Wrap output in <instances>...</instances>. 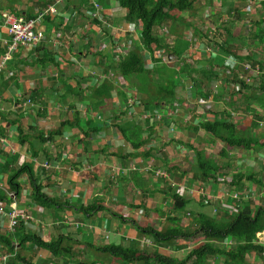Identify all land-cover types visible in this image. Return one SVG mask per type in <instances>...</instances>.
I'll return each mask as SVG.
<instances>
[{"label": "crops", "instance_id": "obj_1", "mask_svg": "<svg viewBox=\"0 0 264 264\" xmlns=\"http://www.w3.org/2000/svg\"><path fill=\"white\" fill-rule=\"evenodd\" d=\"M56 1L0 0V58L5 55V41L8 39L7 30L3 24V15L11 13L16 16L34 18L38 12L45 10ZM93 1L103 9L105 13L103 21L111 24L113 30L108 29L101 21L94 19L96 11L89 0H65L56 7L55 15L50 16L40 26L39 30L44 34L41 45L32 51L21 50L14 61L9 63L6 74L0 77V184L2 185L0 191L6 195L9 192L7 191L8 179L4 176L5 173H9L12 169L27 163L26 159L29 158L21 153V138L16 124L21 119L26 118L27 113L35 111V108L23 109L21 105L24 101L21 99L24 98L22 97L28 95L30 96L28 99H32L35 103L42 102L44 111H46L45 107L48 103L55 102H59L61 107L65 109L62 112H54L55 108L50 107L51 104L48 107V119L44 120V124L52 126L51 131L44 132L42 128L41 130L31 128L37 130V134L32 135L24 131L31 138V142L47 152V155H40V161L33 159V162H29L38 166L35 169V176L44 186V193L50 198L63 197L65 199L64 203L69 202V204L63 206V208L60 207L57 211L55 209L46 210L39 207L31 199L30 192V195L26 194L24 197V190L20 197L13 201L17 206L16 209L31 217L32 221L25 223V228L29 233L39 235L45 241H51L58 237H70L76 255L73 258H55L49 252L34 249L31 245H27L25 249H22L21 254L26 256L32 264H125L119 259L96 251L97 248L114 245L148 250L149 252L183 260L195 245L185 241H177L172 245L159 244L153 238L141 235L138 228L154 227L159 230L165 228L166 223L163 222V218L165 217L167 220L170 214L167 207L169 210L171 205L169 195L173 191L170 190L172 187L168 183L156 178L155 171L159 169L167 171L178 180L175 172L179 173L181 169L174 157L173 152L176 149L171 140L176 141V135L181 134L183 135V138L180 139L181 143H188V134L191 130H188V127L184 129L179 127L176 130L181 118L179 117L180 109L174 107L173 109L164 107L163 115L166 120L163 118L158 120L159 116L153 115L158 114L161 116L160 112H153V107L150 109V107L141 104H137V107L142 108L139 109V112L135 110L137 107L131 105L129 112L121 113V118L118 116L120 112L118 110L122 109V105L116 104V102L119 98L123 103L127 102V98L131 97L133 89L138 86L131 85L130 80L126 81L120 76L114 77L115 67L118 68V65L114 62H118L122 57H127L132 50L138 48L143 51L145 59L149 53H146L141 42L142 25L127 22V11L120 7L119 0ZM193 1L194 10L187 12L192 17L199 13L198 5L202 4L204 0ZM209 1L214 6H219L222 3L220 0ZM222 1L227 2L228 0ZM231 9L233 8L231 7ZM239 12L238 10L235 11L236 14ZM177 13L181 14L182 12L174 10L170 13L172 18L169 22L182 23L184 21L177 19L179 18L176 15ZM183 23L191 29V23L185 21ZM196 32L199 33L198 30ZM200 36V43L193 45L190 44L186 36L187 39L175 35V38L172 41L169 40V42L165 37L156 35L165 45V48L161 50V52L164 51V56H167L165 52H168L170 58L173 59L175 55L178 60L179 58L184 60L183 56L186 53L203 52L208 40L204 39L203 35ZM179 38L188 44L189 50L187 52H184L187 47L182 50V47L186 44H180ZM203 39L204 41H202ZM194 47L195 49H193ZM234 49L238 55L243 56L240 54V49H237L236 46ZM213 54L211 61H209L210 68L216 67V61L212 57L214 59L220 56L223 58L219 51L220 56H217L216 53ZM164 56L161 59H164ZM152 60L151 62H155L156 66L160 65L157 61ZM230 61L236 66L228 65V67L237 70L238 63L233 59ZM178 64L176 63V68L166 66L161 69V72L168 71L170 74H177L175 80L181 82V85L177 88L176 95H178L180 89L187 86L189 80L185 78L189 79V73L194 69L188 63L183 64V67L179 69ZM187 68L190 71L186 72L185 75H181V70ZM154 69L156 68L154 67ZM147 70L153 72V69L149 67H147ZM216 70L217 67L214 73H216ZM161 72L160 75L164 74ZM203 72L206 73V71ZM160 75H157L159 82L157 80L156 82L153 81L156 85L163 83ZM136 81L139 85L136 89L137 92L142 83L138 79ZM106 85L121 89L125 97L118 96L115 90L113 92V104L108 98L100 101V98L96 97V91L103 89V86ZM126 86H128V89H125ZM196 89L198 97L203 94L198 91V88ZM151 91L149 89V93ZM211 99H213V96L207 100L210 101ZM218 113L221 112H217L215 115ZM263 113V111H255L256 115ZM71 114H73L72 119L69 118ZM211 116L214 117V115L209 114V117ZM97 117L104 118L101 124L95 120ZM250 117L253 118L254 114ZM76 118H79L78 122H76ZM106 119H114L110 120V123L113 122V124L108 126L109 122L105 123ZM89 121L92 122L91 126L90 123L86 126ZM198 121L195 120L194 127H197ZM11 122L14 126L10 124ZM134 122L141 125L143 140H147V145L137 152L130 148L131 146L126 143L119 130V127L126 128V125L128 127V125H133ZM64 123H66V126L63 125ZM67 123L74 125L69 126ZM249 123V125H252V120ZM98 126L101 127L99 133L91 134L92 136L90 135L88 139L85 131L88 128ZM194 127L195 131L196 128ZM58 130H64V134L57 137L56 142H49L41 146L37 142L38 140L35 139V136L41 133L48 137L52 132ZM109 131H111L110 135ZM164 134L168 135L169 140L161 144ZM177 141L180 142L179 139ZM147 153H149V157L145 158ZM121 154L129 157L124 160L121 158ZM253 155H248V160L245 163L251 169L255 168L257 163L258 165L262 164L259 161L256 163ZM243 157L245 156L243 155ZM132 165L136 166V172L137 170L139 172L132 173L131 168H129ZM115 168H118L119 172L114 171ZM140 173L142 178L136 179ZM254 174L257 176V173L254 172ZM28 181L27 177H23L22 185H27ZM180 184L176 182L175 186L179 189V187H182ZM218 185H207L210 197L220 198L222 193H225V190L221 192L222 187ZM249 185L255 188L254 190L250 188L251 191H255V196L258 192L256 188L260 186L253 183H249ZM220 192L221 194H219ZM182 195L186 198H192L190 195L186 196L188 194ZM224 195H227L226 197L229 199L227 193ZM228 199L223 202L225 204L229 203ZM12 202H0L6 207L5 214L13 210L7 206V204L14 205ZM95 202H98L106 210L92 215H86L80 210L81 207H88ZM215 204L217 207L211 210L212 214H214V210L222 208L217 202ZM194 211L190 205L187 211L177 216L180 219L188 216L191 220L192 215L197 216ZM5 214L0 213V233L8 226V219ZM51 218L52 221L47 222ZM76 224H85L86 227L77 230L75 228ZM226 245L231 246L233 242L229 241ZM257 261L263 263L264 257L252 254L248 256L247 264H258Z\"/></svg>", "mask_w": 264, "mask_h": 264}, {"label": "trees", "instance_id": "obj_2", "mask_svg": "<svg viewBox=\"0 0 264 264\" xmlns=\"http://www.w3.org/2000/svg\"><path fill=\"white\" fill-rule=\"evenodd\" d=\"M119 3L120 7L127 11L128 23L142 25L140 34L141 42L146 52L149 53L152 58L156 57V53L165 48V45L154 35L155 29L162 28L164 24H167L172 18L170 13L174 10L182 13L194 10L193 0H178L176 2L173 0H119ZM261 4L264 6V0ZM238 14L242 15L243 12H239ZM30 18L31 17H28V19ZM252 23L253 27L257 30V35L259 36L258 38L261 39V44H263L264 18L255 23L252 21ZM225 33L231 37V32H229V30H226ZM229 43L230 42L228 41H224L220 44V46H218L219 54L223 57L232 58L233 61L242 66L246 72L248 71L246 66H248L249 70L253 69L258 72L260 76V83L257 86L253 79H250V81H253V84L250 83V81L248 82L247 78L242 76L239 73L240 70L237 68V70H230L233 77L227 75L228 78H231L230 83H228L231 88H233V90L237 89L238 93L240 92L244 94V97H246L245 101L247 104H244V114H254L251 126L257 130L260 127L259 121H261L260 118H262V114L256 115L255 111L252 110V103L254 101L249 98L250 94H252L249 92H259L264 94V59H256L255 57H257L258 53H255L254 51L247 53L245 56H240L236 53L234 47H232ZM154 60L157 61V63L164 64L161 58ZM114 63L118 65V68L115 67V72L118 76L126 81L136 78L142 83L137 91V95L141 96L137 99V104L157 108H168L169 106L175 104L177 99L176 90L181 85V82H177L175 80V76H177V74L173 75V73L170 74L168 71H160L161 73H164L161 75L158 73L164 83L159 86L170 88V91L166 92L163 88L159 94L160 96H155L150 99L149 89H152L151 87L155 86L152 78L154 73L147 70L145 57L141 49L138 48L136 50H132L127 57H122L118 62ZM215 68L216 67H211L210 71L206 72L208 73V75H206L208 80L214 76ZM203 73L205 75V72ZM181 74L185 75V71L183 70ZM197 84L198 83H196V85ZM226 86V90L229 89L228 85ZM115 90L117 91L116 94L118 96L125 97L123 96V91L121 89L116 86L112 87L107 85L103 86V89H98L96 91V97L98 96L100 101L105 100L106 98L112 101L113 92ZM198 91L203 93L200 94V99H203L204 97V99L207 100L211 96H213V98L215 96L210 87H204L201 85V87L198 88ZM246 93L247 95H245ZM227 94L229 93L227 92ZM231 95L234 96V94ZM232 96H230V98ZM221 100L225 101V98H222ZM216 101L220 100L216 99ZM256 101L264 105L263 99L258 98ZM113 102L114 101H112L111 104H113ZM237 104L239 103L234 102L233 107L238 106ZM223 112L224 113L216 114L213 119L209 118L206 120H199L197 127H195V132L199 133V131H203L205 134L212 136L216 141H220L225 144L226 147L222 149L220 154V156L224 159L229 158V151L234 149L250 153L252 152V154L257 155L260 150L258 148L264 147V143L260 144L258 138H256L250 130L249 133L244 135L239 134L238 126L234 124L233 121L229 120L232 116H235V113H228L226 108ZM221 117L224 118L219 119ZM5 121L7 120L5 119ZM78 121L79 118H76V122ZM10 124L14 126L12 122ZM67 124L69 126L74 125L70 123ZM88 124L91 126L92 122H87L86 126ZM16 125L21 138V147L24 150L29 151L33 159L39 160L41 155L39 147L35 145V143L31 142V138L29 135L25 134L20 122ZM63 125L66 126V123ZM100 130V126L93 127L91 129L88 128V130L85 131V135L89 139L91 134H97ZM119 130L126 143H128L131 146L130 148L135 152L141 150V148L147 145V140H143L141 125H138V122H134L133 125H128V127L126 125V128L119 127ZM63 134L64 130H58L54 133L52 132V134L48 137L44 133H41L38 136H35V139L38 140L37 142L39 145L44 146L49 142H56L57 137L63 136ZM186 145L188 146V143ZM190 148L195 154L194 162H196L195 166L192 167V182L194 185L199 182L203 186H215L220 184V180L222 178L227 177L224 174V171L226 168L230 169V167H228L229 165L221 164L216 159L207 158L205 153L195 150L193 145H191ZM42 154L47 155V152L42 150ZM128 157L121 154V158L124 160ZM148 157L149 153L145 155V158ZM231 170L236 171V174L234 173L230 184L233 190V195H249V197H243L244 199L242 200H234L230 197L228 199L229 203H226L224 205L225 207L220 208V211L224 212L223 215L221 212L218 214L220 217L217 216V218L216 215H214L215 213L213 215L198 213L195 219L197 222V228L195 230L191 231L189 227H182L181 219L177 215L187 211L188 207L192 204L193 199L180 195V188L178 189L177 186L172 187L170 185L172 187L170 190L173 192L169 195L171 198L170 214L167 219L169 225L162 230L154 227L138 228L141 235L151 237L159 244L172 245L180 240L191 245H195L197 243L200 244L199 246L194 247L185 259L179 260L160 253L149 252L148 250L126 248L122 246L117 247L114 245L97 248L96 251L100 254L119 259L125 264H209L210 260H218L219 258L224 259V264H247L249 255L255 254L256 256L264 257V245L261 243L264 241V193L260 194V196H254L255 193H252L251 190H245V187L247 186L246 183H253L260 187L262 186V189L264 190V182L261 181L260 177L258 179V176L255 174H246L238 168H231ZM35 175V165L29 162L12 169V174L8 180L7 191L10 194H14L16 198H19L23 191L22 179L23 177H27L32 190L31 199L36 202L39 207L46 210H58L60 207L63 208V206L69 204V202L64 203V200L61 198L48 197L44 193V186ZM183 175L184 173L182 176ZM4 201L12 202L13 199L4 192L0 191V202ZM202 207H205V205L202 204ZM80 210L86 215H92L106 209L101 207L98 202H95L88 207H81ZM229 241L233 242L234 247L229 248V246L226 245ZM71 242L72 238L70 237H58L51 241H45L39 235L29 233L25 228V223L20 224L15 234L4 235L0 233L1 251L7 250L8 253L15 255L16 249L18 248L17 255L11 259L9 264H32L30 260H27L26 256L21 254V250L25 249L27 245H31L34 249L47 251L55 258H73L76 255V251Z\"/></svg>", "mask_w": 264, "mask_h": 264}, {"label": "rangeland", "instance_id": "obj_3", "mask_svg": "<svg viewBox=\"0 0 264 264\" xmlns=\"http://www.w3.org/2000/svg\"><path fill=\"white\" fill-rule=\"evenodd\" d=\"M93 1V0H92ZM263 0H228L227 2H223L222 0H220V2H222V4L224 3V5L219 4V6H214L210 3L209 0H204L202 2V4L198 5V11L199 13L196 14V16L192 17L190 16L187 12L185 13H177L176 15L179 16V18H177L178 20H184L185 22H189L192 25H190L191 29L189 27H187L185 25V23H180V22H168L163 28H156L154 31V35L159 36V37H165L166 39L169 40H173L175 38V35H179L184 37L185 39H187L186 37H188V40L190 42V44L192 43L193 45H197L200 43V35H203L204 39L208 40L207 42V46L203 49V52H199V53H186L184 57V60H179L175 58V55L173 56L172 61L170 60V55L168 52H165L164 56V51L161 52L159 51L158 53H156V57L151 58L152 56L150 54L146 55V65L147 67H149L150 69H153V81L156 82L157 79V75L158 73H160L162 68H165L166 66H172L174 68H176V63L178 64V68L181 69L183 67V64H189L191 65L194 69L189 73V79L185 78L188 81L187 86L183 87V89H180L178 91V99L175 101V104L173 106H169L170 108L173 109L174 108H178L180 109V114L179 117L181 118V120L178 122L177 126H176V130L179 127H182L183 129L186 127H188V130H191L188 138V146L186 145L187 143H181L180 139L183 138V135L181 134H177L176 135V141L173 139L171 140V143L173 144V146L175 147V152H173L174 157L177 159L178 161V165L179 168L181 169V172H175L176 177L178 178V180L175 179V177L172 176L173 178V182L176 184V182L181 183L180 185L182 186L179 189L180 195L184 194L186 191H189L190 195L192 196L193 200L191 204V209L195 210L194 213L198 215L205 213V214H209V215H213L211 213L212 209H216V202L218 203V205L222 202L227 200L226 197L223 196V194L225 193H232V187L230 186L231 182H232V178L234 173L236 174V171H232L231 168H238L240 171L246 173V174H254L257 173V176L261 178V181L264 182V147L258 148L260 149L257 155H253L252 152H247V151H242V150H238V149H234L230 152L229 158L224 159L223 157L220 156L222 149H224L225 144H223L220 141H216L212 136L205 134V132L203 131H199V133H196L193 129V127L195 126V120L198 121V118L200 120H206L209 118H214V117H209L210 115H214L217 112H221L224 113L223 111H226L228 113H235V116H232L229 120L233 121L234 124H236L238 126V130H239V134H246L253 131V135L256 136V138H258L260 144L264 143V113L262 114V118H260L261 121L260 122V127L256 130L255 128H252L251 125H249L250 121H253V118L250 117V115H246L244 114V104L246 105V101L244 97V94L242 93H238V90H233V88H231V86L228 84L230 83L231 78H228L227 75H229L230 77H233V74L230 70L228 65H233V67H235L236 65H234L233 62H231L230 60H232L229 57H223L226 59H223L219 54V42L222 41H228L230 42V44H232L233 47H237V49H240V54H242L243 56L247 55V53L251 52L249 50L254 51L255 53H258L257 57H255L258 60H262L264 59V43L261 44V39L258 38L259 36L257 35V30L253 27V23L252 21L258 22L260 19L264 18V6L261 4ZM26 2V1H25ZM56 3V2H55ZM212 6H211V5ZM60 5V4H58ZM57 5V6H58ZM24 7V6H23ZM231 7L233 9H231ZM243 12L242 15L240 14H236L235 11L236 10ZM188 19V20H186ZM264 28V26H263ZM197 29L199 31V33L197 34L196 30ZM122 30V28H121ZM174 30V31H173ZM226 30H229V32H231V38L228 36V34L225 33ZM186 36V37H185ZM193 36V37H192ZM179 42L180 44H186V42L184 40H182L181 38H179ZM204 39L202 41H204ZM170 42V41H169ZM188 44H186V46L184 45L182 47V50L185 49V47H187ZM195 49V47L193 48ZM189 50V47H187L185 49L184 52H187ZM249 51V52H248ZM147 53V52H146ZM213 53H216L217 56H220L219 58H213L212 59L214 61H216V73L214 74V76L212 77V79L208 80V77H206V75H208V73H203V71L209 72L210 71V63L209 61H211V56L214 55ZM173 55V54H171ZM164 56L163 63L164 64H160L156 66L155 62H151L154 61V59H159L161 57ZM186 59V61H185ZM239 65V64H238ZM154 67L156 69H154ZM159 68V69H157ZM198 68V69H197ZM237 69H239V73L242 76H245L247 78V80L250 81V79L256 82V85L258 86L260 83V76L258 73H254V71H245L244 68L242 66H237ZM189 72L190 70L187 69H182V71ZM197 72H194V71ZM180 72V73H181ZM225 72V73H224ZM227 73V74H226ZM182 75V74H181ZM216 75V76H215ZM117 73H115L114 77H117ZM211 81V82H210ZM228 81V82H227ZM253 81H250V83H252ZM151 82V81H150ZM159 82V81H158ZM199 82L200 84L196 83ZM138 82L136 81L135 78L130 80V84H134L135 86L139 85L137 84ZM164 84V83H162ZM160 84V85H162ZM226 84H228L229 89L226 90ZM253 84V83H252ZM167 85V84H166ZM165 85V86H166ZM201 85H203L204 87H210L211 91L213 90L215 96L213 99L209 100H205V99H200L196 93H197V89L201 87ZM132 87V86H131ZM138 87H135L133 89V93L131 95L130 98H127V102L123 103V101L119 98V100L116 102V104H120L122 105V109L118 110L120 111L118 113V116H120L121 118V113H126L129 112V107L132 105L134 107H137V99H139L141 96L137 95L136 89ZM152 91L150 92V99L155 97V96H160L159 94L161 93L162 89L164 88V90L170 91V88H166L164 86H159L158 84L155 86L151 87ZM125 89H128V86L125 87ZM235 93H234V92ZM227 92L229 94H227ZM252 93L250 94L249 98L252 99L254 102L252 103V109H254L255 111H263L264 112V105L260 104L259 102L256 101V99H263L264 100V94L259 93V92H249ZM231 94H234V96H232ZM247 95V93L245 94ZM230 96H232L230 98ZM30 96L28 95H24L21 99L22 101H26ZM225 98V101L221 100L222 98ZM216 99H219L220 101H216ZM222 101V102H221ZM239 103L237 104L238 106L233 107V103ZM51 104V106H50ZM36 108L35 111H31L30 113H27L26 118L21 119L20 123L23 127V129L26 131V133H29L30 135L32 134H37V130H32L31 128H37L38 130H41V128L43 129L44 132L47 131H51L50 128H52V126L48 125V124H44V120L48 119V107H53L55 108L54 112H62L64 111V107H61V104L59 102H55V103H48L47 107H45V110H43L44 105L42 104V102H37L35 103ZM232 105V106H230ZM111 108V107H110ZM108 108V109H110ZM139 109H142L141 107H137L135 108V110H137L139 112ZM150 109H152V107H150ZM163 110H165L164 107L161 108H157V107H153L152 111H158L161 113V119L163 118L165 119V116L163 115ZM53 112V113H54ZM157 112V113H158ZM117 113V112H116ZM212 113V114H211ZM70 116V115H69ZM153 116H158L157 115H153ZM57 117V116H56ZM69 118H73V114H71V116ZM224 117H221L219 119H223ZM159 119V118H158ZM97 122H100V124L103 122L104 118H96L95 119ZM110 120H114V119H106L105 123L109 122V125H112L113 122L110 123ZM23 121V122H22ZM182 121V122H181ZM105 125V124H104ZM251 126V128H250ZM195 128V127H194ZM255 129V130H253ZM109 131V135H110ZM178 137V138H177ZM179 139L180 142H178L177 140ZM116 140V139H115ZM169 137L168 135L163 136L162 140H161V144L164 143V141H168ZM193 145L195 150L201 151L203 153H205V155L207 156V158L209 159H216L217 161H219L221 164L224 165H229L228 167H230V169L226 168V170L224 171V174L227 176L226 178H222L220 180V187H222V191H224L225 193H222V200L218 201L219 198H214V197H210L209 196V188H207V186H203L202 184H200L199 182L196 184V186H194L193 184V174H192V167L195 166V157H194V152L193 150L190 148V146ZM163 148H165V146H163ZM41 154H42V148H40ZM178 149V150H177ZM21 153L23 155L26 156V162H33V158L31 157V154L29 151L24 150L21 147ZM253 155L255 162L257 163V161L261 162V165H258L253 169L247 167L245 165V163L247 162V156ZM243 155L245 157H243ZM40 161V159H39ZM37 165H35V169H37L36 167ZM41 168V167H40ZM129 168H131L132 173L136 172V166L134 167V165L130 166ZM166 170H168L167 167H165ZM262 168V169H261ZM172 169V168H171ZM116 172H119L118 168H115ZM137 172H139V170H137ZM136 172V173H137ZM173 172V171H172ZM189 172V173H188ZM120 173H122L120 171ZM184 173V175L182 176V174ZM12 174V171H10L9 173H5V177L9 180L10 175ZM142 178V174L140 173L136 179H141ZM160 180V179H158ZM165 181V180H164ZM176 181V182H175ZM229 185H227L226 184ZM165 183H168L167 181H165ZM169 185V183H168ZM246 187L245 190H251L249 188H252V190H254V187H251V185H249V183H246ZM166 186V185H164ZM258 186V185H257ZM189 189H188V188ZM204 188V189H203ZM23 190H24V197L26 194L30 195L31 194V185L28 181V184L23 186ZM256 190H258V192L256 193V195H260L262 192H264V190L261 187L256 188ZM202 191H204L205 194L208 195V197L204 198V196H202ZM30 192V194H29ZM193 192V194H192ZM221 192L219 194H221ZM246 193V192H245ZM252 193H255V191H252ZM186 195V194H185ZM245 197V196H244ZM62 200H65L63 197L61 198ZM21 200V198H20ZM264 200V198H263ZM16 201V200H15ZM198 201V202H197ZM99 202V201H98ZM195 202V203H194ZM14 203V201L12 202ZM202 204L205 205V207H202ZM7 206L11 207L12 209H16L17 206L14 203L11 204H7ZM216 217L218 216V214L223 215L224 212L220 211L219 209ZM5 211H6V207H5ZM57 211V210H56ZM167 211L170 212V209L168 210L167 207ZM182 214V213H180ZM4 215V214H3ZM196 216L192 215L191 220L188 216L182 217L181 219V226L186 228L187 225L189 224V229H191V231L195 230L197 228V222L195 221ZM220 217V216H218ZM217 217V218H218ZM52 221V218L47 221L50 222ZM163 222L166 223L165 225L168 226L169 223L166 220V218H163ZM165 226V227H166ZM74 227V226H73ZM160 228V227H159ZM83 229V228H82ZM3 234H9L7 227L4 228L3 231H1ZM182 241V240H180ZM262 244H264V241L261 242ZM200 244H195L196 246H199ZM234 247L233 245L229 246V248ZM153 251V250H152ZM257 261L256 263L258 264H264V262H260ZM209 264H224V259L223 258H219L218 260H210Z\"/></svg>", "mask_w": 264, "mask_h": 264}, {"label": "built area", "instance_id": "obj_4", "mask_svg": "<svg viewBox=\"0 0 264 264\" xmlns=\"http://www.w3.org/2000/svg\"><path fill=\"white\" fill-rule=\"evenodd\" d=\"M65 0H57L51 6H48L45 10L38 12V14L34 18L28 19L24 16H16L11 13H5L3 15V24L5 29L7 30L8 39L5 41V49L6 54L0 58V77L8 71V65L10 62L14 61L16 55L21 51H32L33 49L39 47L44 40V34L39 30L42 23H44L50 16H54L56 13V7L58 4L63 3ZM92 2V6L95 9L94 19L101 21L108 29H112L113 27L104 20L105 13L103 9L94 1L89 0ZM222 41L219 42V45ZM248 71L249 67L246 66ZM254 73H258L254 71ZM259 74V73H258ZM249 82V80H247ZM22 108L29 110L36 108L35 102L32 99H28L22 103ZM159 119H161L160 115ZM157 116V117H158ZM136 170V169H135ZM155 176L157 179L165 180L171 185L175 187V183L173 182L172 175H170L167 171L164 170H156ZM181 188V187H180ZM204 189V188H203ZM0 190H2V185L0 184ZM184 194L190 195L189 192H185ZM193 194V192H192ZM8 196L13 200L16 199L14 194L8 193ZM191 196V195H190ZM202 196L204 198L208 197L207 194L202 191ZM209 196H211L209 194ZM227 195H224L226 197ZM229 198L232 197L234 200H242L244 199L243 195L228 193ZM192 197V196H191ZM249 197V195L245 196ZM223 197H220L218 201L222 200ZM228 199V197H226ZM226 201V200H225ZM222 207H225V203L222 201L220 203ZM5 206L0 203V213L5 214ZM214 213L217 214L218 210H214ZM8 219V235H12L16 233V230L19 228L21 223H29L32 221L31 217L26 215L25 213L20 212L18 209H13L10 212L5 214ZM86 227V225L76 224L75 228L77 230ZM17 247V245H16ZM195 247V246H194ZM193 249V247H192ZM18 248L16 249L15 255L8 253L7 250H3L0 252V264H9L11 259L17 255Z\"/></svg>", "mask_w": 264, "mask_h": 264}, {"label": "water", "instance_id": "obj_5", "mask_svg": "<svg viewBox=\"0 0 264 264\" xmlns=\"http://www.w3.org/2000/svg\"><path fill=\"white\" fill-rule=\"evenodd\" d=\"M170 59L172 60V57Z\"/></svg>", "mask_w": 264, "mask_h": 264}]
</instances>
